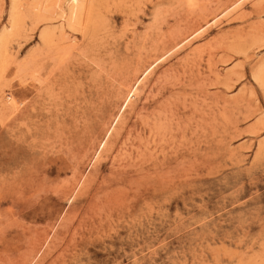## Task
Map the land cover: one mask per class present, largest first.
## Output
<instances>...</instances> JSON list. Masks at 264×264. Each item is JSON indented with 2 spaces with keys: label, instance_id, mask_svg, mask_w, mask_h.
I'll use <instances>...</instances> for the list:
<instances>
[{
  "label": "rangeland",
  "instance_id": "1",
  "mask_svg": "<svg viewBox=\"0 0 264 264\" xmlns=\"http://www.w3.org/2000/svg\"><path fill=\"white\" fill-rule=\"evenodd\" d=\"M0 45V264H264V0H0Z\"/></svg>",
  "mask_w": 264,
  "mask_h": 264
},
{
  "label": "bare ground",
  "instance_id": "2",
  "mask_svg": "<svg viewBox=\"0 0 264 264\" xmlns=\"http://www.w3.org/2000/svg\"><path fill=\"white\" fill-rule=\"evenodd\" d=\"M240 2V1H239ZM15 4V6H16V3H14ZM238 4V3H237ZM235 6V5H234ZM85 7V6H84ZM15 8V7H14ZM11 15L12 16H15V11H12L11 12ZM63 15H65L66 17V21H65V23L60 27L61 29H64V28H66V27H69L70 29L72 28V30L73 29H79V30H83L84 28H85V26H84V24L86 23V20H87V16L85 15V9L84 8H82L81 6L80 7H78L77 5H68V7L66 8V10H63L62 11V13H61V16H63ZM216 17H214L213 18V21H211V22H209L208 24H207V26L208 25H210L211 23H213L216 19H215ZM48 20H49V17H48ZM207 23V22H206ZM66 26V27H65ZM205 27V26H204ZM59 28V29H60ZM199 28V27H198ZM60 29V30H61ZM76 29V30H77ZM60 30H59V32H60ZM200 30V29H199ZM63 31V30H62ZM56 32L57 31H52V30H44L43 32H42V34H41V38H42V42H43V44H45L46 46L47 45H52L53 44V42H54V39H55V35H56ZM197 32V31H196ZM62 34H63V32H62ZM62 36V35H61ZM57 39V38H56ZM59 39V38H58ZM60 39H62V37L60 38ZM185 40V39H184ZM59 41H61V40H59ZM63 41V40H62ZM55 43H59V42H57V40H55ZM61 43V42H60ZM59 43V44H60ZM45 45H44V47H45ZM55 45H57L58 46V44H55ZM177 46H178V44H176ZM54 46V45H53ZM60 46V45H59ZM54 48V47H53ZM55 49V48H54ZM54 49H51V50H54ZM60 49V51H61V47L59 48ZM62 52V51H61ZM60 53V52H59ZM61 54V53H60ZM164 56V55H163ZM2 57H4V47L3 46H1L0 45V72H1V59H2ZM161 58V57H160ZM157 60V59H156ZM148 73V72H147ZM145 74V73H144ZM145 76V75H144ZM144 78V77H143ZM143 78H141V79H139V80H137L136 82V84H135V86H132L131 88H130V90H129V92H128V94H127V96H126V98H125V107L127 106V105H129L130 104V102H131V99H132V97L134 98L137 94H136V89H137V86H138V84L142 81V79ZM256 78L259 80V81H261V82H263L264 83V63H263V65L261 66V68H260V70L258 71V73L256 74ZM139 92V91H138ZM260 144H261V142H260ZM98 154V153H97ZM96 161V160H95Z\"/></svg>",
  "mask_w": 264,
  "mask_h": 264
}]
</instances>
